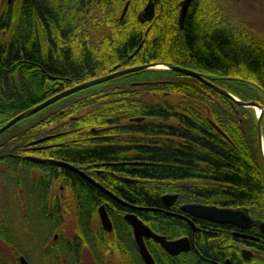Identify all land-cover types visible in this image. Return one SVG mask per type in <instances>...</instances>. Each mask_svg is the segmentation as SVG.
I'll use <instances>...</instances> for the list:
<instances>
[{
    "label": "trees",
    "instance_id": "obj_1",
    "mask_svg": "<svg viewBox=\"0 0 264 264\" xmlns=\"http://www.w3.org/2000/svg\"><path fill=\"white\" fill-rule=\"evenodd\" d=\"M154 1L153 19L142 22L139 13L149 0H0V128L56 94L118 69L169 63L213 84L173 70H139L67 95L0 135V195L12 204L33 202L43 189L39 176L67 172L30 163L23 159L27 154L102 170L100 183L117 196L109 209L114 230L106 232L97 223L106 194L74 175L88 208L73 211L74 233L50 243L56 264H75L77 256L90 264H145L127 213L169 238L190 232L162 212L166 194L179 193V203L247 208L264 220L255 109L219 90L264 107V38L228 0H193L183 28L182 0ZM44 144L53 146L38 148ZM195 223L201 264L199 258L217 250L225 233L207 220ZM11 225L5 235L14 236ZM34 229L39 237L49 227ZM20 230L26 234L31 227L26 222ZM147 247L158 264H187V255L164 254L151 240Z\"/></svg>",
    "mask_w": 264,
    "mask_h": 264
},
{
    "label": "flooded vegetation",
    "instance_id": "obj_2",
    "mask_svg": "<svg viewBox=\"0 0 264 264\" xmlns=\"http://www.w3.org/2000/svg\"><path fill=\"white\" fill-rule=\"evenodd\" d=\"M149 1H152L155 4L154 0H149ZM129 4L130 2L128 1L126 3V6L128 5L126 12L129 8ZM144 8L145 6L143 7V9ZM143 9L140 11V13L143 11ZM118 70H122V69H118ZM118 70L111 71L110 73L118 71ZM34 146H37V145H34ZM38 146H40L38 148H48L53 145L44 144L42 146L41 145H38ZM38 148H35V149H38ZM31 157L39 158V159H43L47 161L43 163L37 162V161L31 160L30 159ZM3 158L4 156L0 155V160ZM23 159H26L27 161L33 164H47V165H53L56 167H60L64 170H67V172H69L70 174L65 172L64 175L55 177L47 173L46 175L39 176L38 178L42 179V182H43V184L41 183L43 185V189H40V188L37 189L35 198L33 199V202L30 203V205L29 204L21 205L17 203L12 204L9 201V198H7V196L4 195V193L0 195V264H56L58 261L57 259L59 258L58 256L55 257L53 252H51L50 243L52 242L56 243L63 237V235H66V233L68 234L74 231L75 223L72 227L70 226L71 228L67 226V221H68L67 216L69 214H70L69 216L71 215L73 216L74 210L80 211L84 208H88V203H85L88 201H84L83 193L81 191V188L78 186V184L80 183V180L78 181L76 180L77 181L76 183V181H74L76 179L74 178V175L79 176L82 179H85L88 183L94 185L95 187L102 190L106 194L107 197L105 196V203L99 204L98 202L99 220L97 219V223H100L103 229L104 227L100 219L99 209L101 206H105V209L110 217L109 209H111L112 206L115 205V200L117 199L113 196L114 194L112 190L108 189L107 187H105V185L100 183L99 176L101 173H103L102 170L93 169V170L87 171V169H89V167L87 166L86 167L78 166L76 164L68 163L62 160H57V159L55 160L51 158L40 157L34 154L24 155ZM50 160L70 164L71 166L77 168L79 172L74 171L65 166L52 163L50 162ZM81 172H83L86 176L81 175ZM53 177L55 178L54 184L52 187L50 186L48 188L49 184L52 183L51 179ZM121 178H123L122 181L124 183H127V184L129 182L131 183V179L129 177L124 176ZM46 184H48V186ZM173 194L178 195L177 200L170 206L165 205L162 200V204H163L162 212H164L166 215L170 217L177 218L178 220L182 221L184 224L188 225L190 228V232H187V233L182 232L180 233L181 235L177 237H172V238L171 237L169 238L167 236L166 237L169 240H177L180 238L188 237L191 243L190 244L191 249L189 251H185V252H181L176 255H172L168 253L162 247L160 243L154 241L153 239H147L146 245H147V242H149L150 240L154 241L156 244H158L163 249L164 254H167L169 256L176 257V258L187 255V258H188L187 264H196L197 253L195 249L197 248V238H198V236L196 237V232L199 228L197 227L195 221L198 218H194L193 216H191L190 214L182 210L183 205L190 204V203H196V202L179 203L180 194L179 193H173ZM89 200L91 201L92 199L89 198ZM207 205H211V204H207ZM221 208H228V207H221ZM233 208H237V207H233ZM24 211H27L26 214L28 215L26 217L25 215H23ZM249 215L254 220H260L264 222V220L254 217L250 213ZM110 219L113 223V220L111 217ZM189 220L193 221L195 228L192 226ZM26 222L31 227V231H29V233L23 234L20 228ZM40 224H42L43 226H48L49 229H45V231L41 232L38 237L36 234V229L32 230V227H35L36 225H40ZM10 225L15 227L14 236L5 235L7 233V230H6L7 226H10ZM53 225L58 226L59 228H57L56 231H52L51 226ZM216 225L219 227L218 228L211 227V229H215V230L217 229L220 231L222 230V232L225 233L224 235L225 237L223 238L224 240L222 243L218 242L215 245L216 247H218V248H215L217 250L209 253L206 256L202 255L199 258V261L201 262V264H259V260L261 258H264V232L257 225H253L252 227L245 228V229L239 228L232 224H216ZM113 230H114V224H113ZM133 236H134V233H133ZM11 237H13L12 240H8V238H11ZM4 246H9L7 248L8 249L12 248V249L10 250L5 249V251H7L5 253ZM137 249H138L140 257L142 258L138 246H137ZM142 260L144 261L143 258ZM65 262L69 264L73 263L72 260L65 261ZM91 262L92 260L85 259V257L83 258V256L81 257L77 256L75 264H90Z\"/></svg>",
    "mask_w": 264,
    "mask_h": 264
},
{
    "label": "water",
    "instance_id": "obj_3",
    "mask_svg": "<svg viewBox=\"0 0 264 264\" xmlns=\"http://www.w3.org/2000/svg\"><path fill=\"white\" fill-rule=\"evenodd\" d=\"M192 1L193 0H182L180 3L181 9H180V14H179V25L181 28L184 27L186 16H187V13H188V10H189V7ZM127 6L124 9L123 15L126 12ZM154 15H155V4L152 1H149V3L144 8V10L140 13L139 18L142 22H146V21L152 20ZM150 69L173 70V71H177V72H181L184 74L194 76L202 80L205 83L212 84L197 71H194L192 69L182 67V66L172 65L169 63H153L149 65H141V66H135V67L127 68V69H122V70L112 72L106 76L95 78L90 81L78 84L20 113L19 115L14 117L7 124H5L4 126L0 128V135L3 134L9 128H11L13 125H15L17 122L22 120L23 118L29 115H32L34 113H37L38 111L44 109L45 107L53 104L57 100L67 95H70L78 90L108 81L119 75H124L127 73L139 71V70H150ZM219 90L225 95L229 96L231 99L235 100L240 105H243L247 108L255 109L256 118H257L259 146H260L262 159L264 163V134H263L264 107L258 102H255V101L244 102V101L239 100L237 97H235L232 93L228 91H225L222 89H219ZM137 120H140V119H137ZM47 139H49V137L41 138L39 140L33 141L31 145L40 144L46 141ZM30 159L37 161V162H41V163L47 161V160H43L39 158H32V157ZM50 162L56 163L61 166H65L67 168H70L74 171L79 172L77 168L71 166L70 164L63 163V162H56L53 160H50ZM81 175L86 176L83 172H81ZM113 196L117 198V196L115 195ZM177 198H178V195L176 194H166L162 197V200L165 205L170 206L177 200ZM129 206L132 208H136L133 205H129ZM137 208L147 209L143 207H137ZM182 210L190 214L194 218L207 220L215 224H232L239 228H244V229L250 228L253 225H257L264 232V222L260 220H254L249 215V211L247 208H221L215 205H207V204H202V203H190V204L183 205ZM99 214H100V219H101L104 229L108 232H111L113 230V223L105 209V206L100 207ZM125 219L132 226L136 244L146 264H157L146 245L147 239H153L154 241L160 243L162 247L168 253L172 255H176L181 252L189 251L191 249V245H190L191 243L188 237L180 238L177 240H169L167 239L166 236L155 233L142 219L139 218V216L136 213H133V212L127 213L125 215ZM189 221L194 227L193 221L192 220H189Z\"/></svg>",
    "mask_w": 264,
    "mask_h": 264
},
{
    "label": "rangeland",
    "instance_id": "obj_4",
    "mask_svg": "<svg viewBox=\"0 0 264 264\" xmlns=\"http://www.w3.org/2000/svg\"><path fill=\"white\" fill-rule=\"evenodd\" d=\"M230 7L233 12L237 14L240 20L254 29V32L264 38V0H228ZM148 4V3H147ZM143 9V8H142ZM264 134V127H263ZM70 215V214H69ZM67 216V226L72 227L75 223L74 215ZM73 217V218H72ZM70 227V228H71ZM9 246H4L5 249L10 250L12 248H7Z\"/></svg>",
    "mask_w": 264,
    "mask_h": 264
},
{
    "label": "bare ground",
    "instance_id": "obj_5",
    "mask_svg": "<svg viewBox=\"0 0 264 264\" xmlns=\"http://www.w3.org/2000/svg\"><path fill=\"white\" fill-rule=\"evenodd\" d=\"M260 112V111H259Z\"/></svg>",
    "mask_w": 264,
    "mask_h": 264
}]
</instances>
